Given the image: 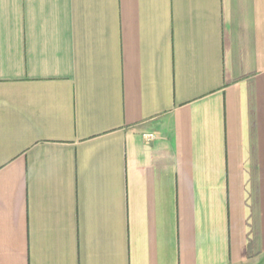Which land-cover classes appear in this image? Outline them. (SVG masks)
<instances>
[{
    "label": "crops",
    "instance_id": "crops-1",
    "mask_svg": "<svg viewBox=\"0 0 264 264\" xmlns=\"http://www.w3.org/2000/svg\"><path fill=\"white\" fill-rule=\"evenodd\" d=\"M0 264H264V0H0Z\"/></svg>",
    "mask_w": 264,
    "mask_h": 264
},
{
    "label": "built area",
    "instance_id": "built-area-1",
    "mask_svg": "<svg viewBox=\"0 0 264 264\" xmlns=\"http://www.w3.org/2000/svg\"><path fill=\"white\" fill-rule=\"evenodd\" d=\"M144 136H145V138H146L148 141H151V140H153V139L156 137V134H154V133H147V134H145Z\"/></svg>",
    "mask_w": 264,
    "mask_h": 264
}]
</instances>
